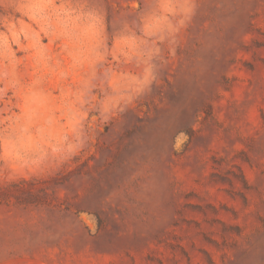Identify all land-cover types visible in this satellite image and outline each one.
<instances>
[{
	"label": "rangeland",
	"instance_id": "obj_1",
	"mask_svg": "<svg viewBox=\"0 0 264 264\" xmlns=\"http://www.w3.org/2000/svg\"><path fill=\"white\" fill-rule=\"evenodd\" d=\"M0 264H264V0H0Z\"/></svg>",
	"mask_w": 264,
	"mask_h": 264
}]
</instances>
